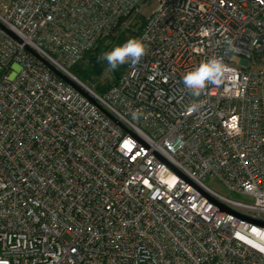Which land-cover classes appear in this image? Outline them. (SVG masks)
Here are the masks:
<instances>
[{
    "label": "built area",
    "instance_id": "built-area-1",
    "mask_svg": "<svg viewBox=\"0 0 264 264\" xmlns=\"http://www.w3.org/2000/svg\"><path fill=\"white\" fill-rule=\"evenodd\" d=\"M141 7L147 54L96 93L70 67ZM262 86L264 0H0V264H264Z\"/></svg>",
    "mask_w": 264,
    "mask_h": 264
},
{
    "label": "clouds",
    "instance_id": "clouds-1",
    "mask_svg": "<svg viewBox=\"0 0 264 264\" xmlns=\"http://www.w3.org/2000/svg\"><path fill=\"white\" fill-rule=\"evenodd\" d=\"M205 35H208L205 32ZM227 52H234L236 47L231 40H226ZM147 45L143 38L130 37L122 44L113 46L111 50L101 53L99 61L106 62L108 69L117 70L120 66L139 64L147 54ZM229 66L224 63L221 57L212 56L202 60L192 69L186 71L182 77L184 87L194 96L200 97L209 86H218L223 83L226 75L230 72ZM200 109L198 102L188 106L189 113H195ZM132 119L139 121L141 113L139 110L131 113ZM172 150L176 151L183 147V139L178 137L176 142L171 145Z\"/></svg>",
    "mask_w": 264,
    "mask_h": 264
},
{
    "label": "rangeland",
    "instance_id": "rangeland-1",
    "mask_svg": "<svg viewBox=\"0 0 264 264\" xmlns=\"http://www.w3.org/2000/svg\"><path fill=\"white\" fill-rule=\"evenodd\" d=\"M141 9H142L141 10L142 14L132 17L126 20L125 22H123L112 35H118L119 33L124 32L125 37H133L139 30L144 20V16L148 12V7H141ZM103 44H104V47H106L104 52L111 50L113 46H115V44L112 43L111 40L109 39H106L103 42ZM258 67H259V64L256 63L255 67L252 70H257ZM119 70L120 69L118 68L115 71H111L108 69V66H107L104 69H102L100 74L89 77V79H87L86 84L95 91L98 89L102 90L104 86L106 87V85L112 83L115 80L117 76V72H119ZM260 94L262 95V97H264V87L263 86L260 89ZM262 111H263V116H264V100L262 103ZM263 128H264V119H263ZM206 183L210 187L215 189L216 191L222 194L226 193L225 189L222 187V185L219 182L208 179L206 180Z\"/></svg>",
    "mask_w": 264,
    "mask_h": 264
},
{
    "label": "trees",
    "instance_id": "trees-1",
    "mask_svg": "<svg viewBox=\"0 0 264 264\" xmlns=\"http://www.w3.org/2000/svg\"><path fill=\"white\" fill-rule=\"evenodd\" d=\"M130 37H125L124 32L119 33L118 35H109L105 38L100 39L97 44L90 50H88L82 57L80 61L75 63L73 66L70 67L69 71L82 83L86 84L87 79L93 75H98L101 73L102 69L107 67L106 62L99 61L98 57L101 55V53L104 52L105 48L103 42L106 39L111 40L112 43L115 45L122 44ZM119 72H117V76L115 80L104 86L102 90H94L96 93L101 94L104 92L109 86H111L116 79L120 76L122 71V66L119 67ZM87 85V84H86Z\"/></svg>",
    "mask_w": 264,
    "mask_h": 264
},
{
    "label": "water",
    "instance_id": "water-1",
    "mask_svg": "<svg viewBox=\"0 0 264 264\" xmlns=\"http://www.w3.org/2000/svg\"><path fill=\"white\" fill-rule=\"evenodd\" d=\"M43 63L50 69L52 70L59 78H61L64 82L72 85L74 88H76L77 90H79L82 94H84L86 97H88L92 102H94L95 104L96 101L90 97L88 94H86L83 90H81V88L74 83L73 81H71L68 77H66L65 75H63L61 72H59L58 70H56L53 66H51L49 63H47L46 61L43 60ZM97 106L104 112H106L100 105L97 104Z\"/></svg>",
    "mask_w": 264,
    "mask_h": 264
}]
</instances>
